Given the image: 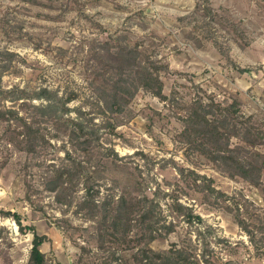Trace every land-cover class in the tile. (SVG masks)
I'll return each instance as SVG.
<instances>
[{
  "label": "rangeland",
  "instance_id": "obj_1",
  "mask_svg": "<svg viewBox=\"0 0 264 264\" xmlns=\"http://www.w3.org/2000/svg\"><path fill=\"white\" fill-rule=\"evenodd\" d=\"M210 4L213 14L206 16L202 0H0V83L10 91L0 94V109L17 111L45 136L30 150L21 118H0V210L18 213L33 228L22 231L13 216L0 213V264L29 263L34 229L48 237L41 246L47 264L140 262L145 244L134 222L119 239L106 234L101 243L100 216L91 219L78 207L85 194L82 181L76 178L65 190L70 204L49 188L48 180L72 160L62 140L52 137L56 129L47 101L34 98L42 87L60 94L76 91L79 96L68 105L89 107L97 64L93 46L110 39V33L169 65L162 78L171 99L140 90L123 112L96 118L98 142L84 151L67 143L95 178L98 202L126 187L150 196L158 185L173 189L214 227L204 237L203 250L214 251L226 264H264V254L258 255L238 223V218L253 225L264 220V173L261 186L231 177L205 156L185 150L178 137L185 103L197 95L225 104L237 100L242 113L264 131V0ZM21 89L28 98H18ZM109 122L117 124L116 134ZM110 148L121 156L118 164L107 156ZM258 149L264 154V144ZM161 207L176 228L149 246L164 250L191 236L196 240L190 227L170 214L166 201ZM258 245L264 253V232L258 233Z\"/></svg>",
  "mask_w": 264,
  "mask_h": 264
},
{
  "label": "trees",
  "instance_id": "obj_2",
  "mask_svg": "<svg viewBox=\"0 0 264 264\" xmlns=\"http://www.w3.org/2000/svg\"><path fill=\"white\" fill-rule=\"evenodd\" d=\"M200 5L199 2L198 7ZM202 7L206 16L213 14L210 0H202ZM109 37L110 39L99 43L98 47L93 46L91 56L97 64L92 67L94 75L93 81L90 82L93 92L92 103L86 104L89 107L68 105L79 96L76 91L60 94L58 89L42 87L35 94L34 98L47 101L44 107L51 111L50 116L56 129L52 137L62 140L66 153L72 160L71 164L57 170L48 180L49 188L57 190L56 196L59 201L70 204L72 201L68 199L65 190L74 184L76 178L82 181L85 194L78 207L81 210L86 209L91 219L100 216L98 229L102 232L101 243L103 235L108 234L119 239V235L122 232L128 233L135 223L140 228V240H144L145 244L139 252L141 254L139 264H218L216 259L220 264H226L227 261L223 262L222 258L213 253L214 251L208 252L202 247L204 237L211 235L215 231L214 227L208 224L202 215L196 213L192 206L183 203L173 189L165 190L158 185L154 195L150 196L143 190L134 195L126 187L117 197H107L99 203L97 197L100 189H96L93 184L95 178L84 167L83 162L72 156L70 149L66 147L67 143H70L75 150L84 151L94 142H98L101 136L99 128L94 126L98 125L96 118L107 116L112 112H123L140 90L147 91L162 100L171 99L164 93L162 78V73L169 70V65L152 57L138 45H130L119 33H110ZM0 60H2L1 54ZM9 92L8 89L2 88L0 83V94ZM28 97L24 89H21L18 98ZM0 118H21L23 133L29 138L30 150L35 149L36 143L45 140L39 128H35L27 119L19 117V113L15 110L0 109ZM179 118L183 127L178 137L185 150L205 156L231 177L239 176L255 186L262 185L264 154L258 146L264 144V131L251 121V116L242 113L237 100L227 101L225 104L213 96L197 95L190 102L185 103V112ZM102 120V122L106 121L104 118ZM109 125L112 133L116 134L117 124L109 122ZM235 138L239 141L234 142ZM109 150L107 156L113 164H118L121 158L118 151L115 148ZM185 172V168H180L182 175H185ZM188 172L194 174L197 180L202 178L192 169ZM217 193L224 195L221 191ZM161 200L166 201L170 214L181 218L190 227V233L196 236L195 241L191 236L188 241L184 239L181 245L172 243L164 250H155L149 246L155 239L174 232L176 228L172 219L168 221L167 216L162 215ZM172 200L174 201L171 202ZM0 213L13 216L22 231L32 228L24 225L21 216L16 212L0 210ZM238 223L257 248L258 255H263L258 245V233L264 232V220L258 225H253L246 219L238 218ZM47 238L34 229L28 264H47V254L41 249Z\"/></svg>",
  "mask_w": 264,
  "mask_h": 264
},
{
  "label": "water",
  "instance_id": "obj_3",
  "mask_svg": "<svg viewBox=\"0 0 264 264\" xmlns=\"http://www.w3.org/2000/svg\"><path fill=\"white\" fill-rule=\"evenodd\" d=\"M174 200H172L171 202H173Z\"/></svg>",
  "mask_w": 264,
  "mask_h": 264
}]
</instances>
